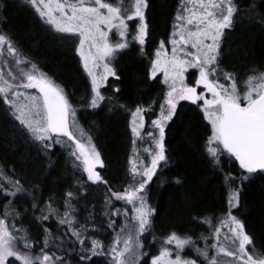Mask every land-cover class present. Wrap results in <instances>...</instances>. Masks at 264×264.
I'll list each match as a JSON object with an SVG mask.
<instances>
[{
  "label": "snow or ice",
  "instance_id": "1",
  "mask_svg": "<svg viewBox=\"0 0 264 264\" xmlns=\"http://www.w3.org/2000/svg\"><path fill=\"white\" fill-rule=\"evenodd\" d=\"M20 3L33 9L46 30L79 55L90 78L87 108L98 109L106 99L112 102L113 97H106L102 89L109 77L120 79L114 66L119 53L136 44L140 54H146L145 45L151 36L147 15L150 0ZM6 9L5 0H0V24H6ZM244 21L264 30V0H248L246 6L243 0H180L170 34L159 41L149 60L148 78L157 81L162 76L158 82L166 87L162 102L134 108L112 104V108L130 114L133 136L128 181L122 190H114L101 175L105 162L92 135L81 125L79 109L70 94L0 28V118L11 120L16 134L33 143L48 159L49 168L54 163L50 153L59 148L86 181L106 186L99 213L90 212L88 219L80 222L73 203L78 200L77 192L65 193L61 211L54 206L53 196L41 201L38 184L22 183L24 178L15 169L10 174L0 165V264H70L66 256L73 251L84 262L93 256H107L110 264H141L148 256L142 237L149 233L153 242L157 240L153 229L156 209L149 203L148 186L169 165L166 129L182 102L195 106L207 122L210 134L204 151L213 167L224 175L226 209L221 214L193 216L206 226V234L197 238L203 247L191 236L173 231L162 239L159 254L150 258V264H264V251L256 247L245 221L234 214L241 206L245 183L264 176V67L252 65L241 77L223 66L222 47L228 33ZM189 70H195L191 82ZM146 117L150 121L147 130ZM137 141L148 144L143 148L144 156L136 148ZM222 156L238 164L237 175L224 172ZM164 182L161 176L159 183ZM76 183L79 191L83 186L79 180ZM175 183L182 181L176 179ZM18 198L30 200L32 218L43 229L42 246L37 252L23 223L29 207L23 213L19 211L14 204ZM50 217L57 220L55 231L61 235H53V230L44 226ZM98 217L113 234L108 245L89 235L90 231H99L92 223ZM117 217L123 218L120 225ZM186 247L192 248L196 259L183 255Z\"/></svg>",
  "mask_w": 264,
  "mask_h": 264
},
{
  "label": "trees",
  "instance_id": "2",
  "mask_svg": "<svg viewBox=\"0 0 264 264\" xmlns=\"http://www.w3.org/2000/svg\"><path fill=\"white\" fill-rule=\"evenodd\" d=\"M150 3L151 7L147 15L151 36L146 45V54L138 55L131 52L120 57L118 63L120 79L116 81L120 91L110 90L112 94L106 97H113L111 103L106 99L98 109L82 111L86 109L84 105L78 108L79 111L84 112L83 120H80L81 125L90 126L92 130L90 134L104 158L105 168L101 170V175L114 190H122L128 181L129 161L133 154V136L129 124L130 114L119 108H112V104L120 103L134 108L137 104L148 106L152 101H156L158 106L165 92L164 85L158 82V78L157 81L148 78L151 58L149 54L160 38L169 35L180 0H150ZM243 3L246 6L248 0H243ZM4 15L6 24H0V28L50 69L74 99L84 100L88 95L90 82L82 70L76 52L71 47L55 52L51 34L29 10L25 9L21 13L17 5L11 4ZM226 45L222 58L223 64L227 67L240 65L242 71L253 64L264 67V30L259 25L248 21L238 24L228 34ZM233 52L237 55H233ZM53 58L56 62L53 66H48L50 64L47 63L48 60ZM228 69L232 70L229 67ZM109 108L112 110L109 111ZM208 134L209 127L202 119V113L188 102H182L178 107L177 116L166 129L165 144L169 165L163 169L162 174L158 172L148 191L151 204L156 209L153 217L154 232L166 234L174 229L181 235L191 236L197 240L200 247L203 242L197 238L199 233L206 234V226L194 220L193 216L221 214L226 209L224 175L213 167L204 151ZM50 156L54 162L51 168L48 167V159L37 151L33 143L16 134L11 120L0 118V165L5 166L10 174L12 169H15L24 178L21 180L22 183L26 180L38 184L42 202L51 195L56 202L54 206L63 208L65 193L77 192L78 200L73 203L77 209L75 215L81 222L88 219L90 212L98 214L103 207L106 186L93 185L86 181L81 172L72 168L69 158L59 148L50 153ZM221 161L224 172L238 174L236 162ZM161 176L165 181L163 184L159 183ZM176 179H180L182 183L176 184ZM77 180L83 186L79 191H77L79 188ZM14 204L22 213L25 207H29V213L23 220L24 226L33 240L42 241L43 229L32 218L30 200L18 198ZM116 206L121 205L116 202ZM244 206H246L245 210H243ZM238 211L256 247L264 251V176H258L245 183ZM100 219L102 217L92 221L99 229L92 231L97 237L101 236L104 229L110 231L106 225L99 222ZM55 223L58 224L57 220L50 217L44 222V226L52 229L53 235H61L55 231ZM64 228L66 229V226ZM193 252L190 248L186 254ZM70 254L73 255L74 260L69 257ZM70 254L66 259L69 257L73 264H81L74 252ZM145 261L150 264L146 257L141 264H145ZM106 262L108 261L105 258L95 256L83 264H106Z\"/></svg>",
  "mask_w": 264,
  "mask_h": 264
},
{
  "label": "rangeland",
  "instance_id": "3",
  "mask_svg": "<svg viewBox=\"0 0 264 264\" xmlns=\"http://www.w3.org/2000/svg\"><path fill=\"white\" fill-rule=\"evenodd\" d=\"M5 3L7 4V9H6V12H7V10H8V7H9V5H11V4H15V5H17L18 7H19V11L22 13V12H24V10L26 9V10H29L30 12H32V13H34V10L33 9H31L30 7H28V6H25V5H22L21 3H20V0H5ZM35 14V13H34ZM36 16V15H35ZM37 17V16H36ZM38 18V17H37ZM46 27V26H45ZM172 30V29H171ZM171 30H170V32H171ZM170 32H169V34H170ZM229 34V33H228ZM51 37H52V41H53V43H54V45H53V48H54V50H55V52H61L60 50H62V51H64V48L65 47H70V46H65V45H63V44H61L57 39H55L54 38V36L51 34L50 35ZM166 37H162V38H160L159 40H158V42H157V44L155 45V48H154V46L152 47V51H151V54H149L150 56H151V58H152V56H153V54H154V52H155V49H156V47L158 46V43H159V41L161 40V39H165ZM56 44V45H55ZM147 45V44H146ZM146 45H145V52H146ZM227 47V45H226V41H225V43H224V45H223V47H222V52H223V50H224V48H226ZM23 48V47H22ZM57 48H59V49H57ZM169 48H170V46H169ZM23 50H24V52L29 56V57H31V59L33 60V61H35L39 66H40V68L44 71V72H46L49 76H51L56 82H58L59 84H61V85H63L58 79H57V77L55 76V75H53V72L52 71H50V69H48L47 67H45V65L43 64V63H41V61L38 59V58H36V57H34V56H32V54L30 53L29 54V52L28 51H26L24 48H23ZM131 52H135V53H137L138 55L140 54V52H139V46L138 45H136V44H132L131 45V47L129 48V49H126V50H124L123 52H121V53H119L118 54V56H117V58H116V60H115V62H114V66L116 67V69H117V74L120 76V74L118 73L119 71V65H118V63H120V57L122 56V55H125V54H127V53H131ZM233 55H237V53L236 52H233ZM76 56L78 57V59H79V63H80V65H81V67H82V70L84 71V69H83V66H82V63H81V61H80V57H79V55L76 53ZM56 62V59H51V60H48V66H53L54 65V63ZM71 63V62H70ZM254 65V64H253ZM10 66V65H9ZM223 66L224 67H226L227 69H228V67L229 68H231L232 70H235L241 77H243V76H245L246 74H247V72H248V70H249V68L252 66H247V67H245V69L242 71L240 68H239V66L240 65H231V66H226L225 64H223ZM233 67H235V68H233ZM228 70H230V69H228ZM194 71L195 70H189V73L187 74L188 75V79H189V82H191V80L193 79V73H194ZM85 72V71H84ZM85 74L87 75V73L85 72ZM88 77V76H87ZM88 79H89V82H90V78L88 77ZM158 79H159V81L160 80H162V76H160V77H158ZM117 80L115 79V78H113V77H109V79H108V82H107V85H106V87L104 88V89H102V92H103V94L105 95V96H107V95H110V94H112L111 93V91L110 90H114V89H116V88H118V86H117V82H116ZM65 89V88H64ZM165 91H166V87L164 86V88H163ZM32 91H35V90H32ZM89 94H90V85H89V92H88V95H87V97L84 99V100H80V99H74L73 98V96H71L70 95V97H71V100H72V103L74 104V105H76L78 108H80V106H82V105H84L85 106V104H86V102H87V100H88V98H89ZM105 103V102H104ZM103 103V104H104ZM103 104H101V106L103 105ZM90 108H87L86 107V109H84V110H82V111H87V110H89ZM80 110V109H79ZM78 110V112H77V117H78V119H79V121L80 120H83L82 118H83V115H84V112H82V111H79ZM154 118H155V115H154ZM81 123V122H80ZM85 129H87L89 132L90 131H92L91 130V128H90V126L88 125V124H86V126H83ZM93 142L95 143V145H96V147H97V149L100 151V149L98 148V146H97V144H96V142H95V140L93 139ZM139 144H142L140 141H138L137 142V145H136V148H137V150L138 151H140L142 154V156H144L145 154L143 153V148L144 147H148V144L145 142V143H143L141 146H139ZM166 145V144H165ZM167 150V149H166ZM101 152V151H100ZM144 154V155H143ZM101 156H102V154H101ZM102 158H103V156H102ZM103 160H104V158H103ZM221 160H225V158L222 156L221 157ZM232 162H235V161H232ZM101 171V170H100ZM84 175V174H83ZM155 178V177H154ZM154 178H153V180H154ZM86 179V178H85ZM89 183H91V182H89ZM94 185V184H93ZM151 185V184H150ZM148 199H149V194H148ZM120 205H121V202H118ZM149 203H151V200L149 199ZM152 205V204H151ZM245 208H246V206H244L243 207V210H245ZM61 209V211H63V208H60ZM239 210V209H238ZM238 210H234V214H237V215H239L241 218H242V216H241V214H240V212L238 211ZM130 215H131V213H130ZM77 219L79 220V217L77 216ZM243 219V218H242ZM80 221V220H79ZM116 221H117V225H120L121 223H122V221H123V218L121 217V219H120V217H117L116 218ZM81 222V221H80ZM83 222H85L84 220H83ZM154 223L155 222H153V229H154ZM18 226V225H17ZM55 227L57 228L58 227V224L57 223H55ZM173 231H175L174 229H172V230H170L169 232H167L166 234H162V233H156V232H154V234H155V236L157 237V240L155 241V242H153L152 241V236H151V234H149V233H145L144 234V237H142V239H144V243H145V251H147L148 252V256L146 257V258H148L149 259V261H150V258L152 257V256H154V255H158L159 254V248H160V243H161V241H162V239L164 238V237H166L168 234H170L171 232H173ZM206 231V230H205ZM175 232H177V231H175ZM177 233H179V232H177ZM61 234V233H60ZM70 235V234H69ZM89 235H91V236H94L95 238H97V239H100V240H103L104 241V243H105V245H108L109 243H110V241H111V238H112V233H111V231H107L106 229H104L103 231H102V234H101V236H99V237H97V235H94V233H92V231H90L89 232ZM199 235H200V233H199ZM198 235V236H199ZM106 236H109L107 239H105L104 237H106ZM74 239V238H73ZM34 241V249H33V251L34 252H37L38 250H39V246H42V241H35V240H33ZM86 246H87V241H86ZM78 247V246H77ZM201 247H203V244L201 245ZM259 249V248H258ZM190 250V247H186V249H185V251H184V253H183V255L184 256H186V257H189V258H192V259H196L197 257H196V254H195V252H193V253H191V254H186V253H188V251ZM74 253H75V255L79 258V255L77 254V252L76 251H73ZM59 254V253H58ZM70 258H72V260H74V257H73V255L72 254H70V256H69ZM67 258V260H69L70 258ZM93 257H95V256H93ZM97 257H103V258H105L107 261H108V264H110V262H109V258L107 257V256H97ZM78 258H75V260L76 259H78ZM10 260H13L14 258H9ZM70 261V260H69ZM80 261V260H79ZM143 261V260H142ZM141 261V262H142ZM80 263L81 264H83L84 263V261H80ZM17 264H19V262H17ZM70 264H73V262H71L70 261Z\"/></svg>",
  "mask_w": 264,
  "mask_h": 264
},
{
  "label": "flooded vegetation",
  "instance_id": "4",
  "mask_svg": "<svg viewBox=\"0 0 264 264\" xmlns=\"http://www.w3.org/2000/svg\"><path fill=\"white\" fill-rule=\"evenodd\" d=\"M162 102V101H161ZM145 107H147V106H145ZM151 118H154V115H152V117ZM150 127V121L148 120V117H146V124H145V129L147 130L148 128ZM209 134H210V131H209ZM208 134V135H209ZM207 135V136H208ZM207 138V137H206ZM138 142V141H137ZM142 144H139V146H141ZM142 154V153H141ZM133 155V154H132ZM144 155V154H143ZM82 174V176L84 177V178H86L84 175H83V173H81ZM149 187V186H148Z\"/></svg>",
  "mask_w": 264,
  "mask_h": 264
}]
</instances>
